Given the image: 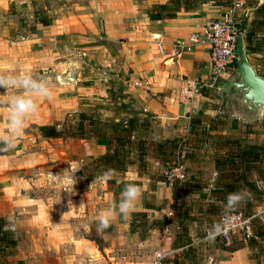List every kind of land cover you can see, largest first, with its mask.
Wrapping results in <instances>:
<instances>
[{"label": "crops", "instance_id": "crops-1", "mask_svg": "<svg viewBox=\"0 0 264 264\" xmlns=\"http://www.w3.org/2000/svg\"><path fill=\"white\" fill-rule=\"evenodd\" d=\"M167 1L0 0V73L28 74L53 87L51 99L33 96L37 111L27 118L16 147L0 151V218L9 221L13 231L15 259L24 264H95L96 255L112 249L99 248L94 239L86 237L90 229L86 211L95 220L102 211L85 207L89 181L74 184L63 177L79 159H95L104 148L93 139H83L76 142L78 152L74 153L67 139L44 138L38 130L75 113L80 102L107 94L103 77L90 76L93 69L85 68L83 75L76 76L72 57L82 56L88 66L98 67L96 72L110 73L115 84L121 83L140 113L158 123L156 132L148 129L156 138L183 137L193 115L222 114L209 108L211 93H218L216 86L232 71L210 82L204 24L218 17L223 8L205 3L191 11H179L172 19L147 18L152 5ZM34 11L46 17L45 26L36 22ZM68 66L74 72L72 85L59 81ZM193 82L199 84L198 93L181 101L179 90ZM17 95L28 93L0 87V131L7 130L9 101ZM218 102L225 110V97ZM128 176L129 183L141 188L140 199L126 218L118 215L105 232H98L102 244L114 232L128 229L132 213L145 212L147 217L155 213L144 208L146 194H155L157 199L171 194L170 185L159 181L151 190L145 173L129 171ZM259 184L263 188L264 183ZM92 186L94 190L97 185L94 182ZM98 187L99 194L107 197L102 185ZM262 201L254 206L255 211L264 209ZM90 225L97 230L96 221ZM132 241L140 247L147 243L135 237ZM157 244L165 250L172 248L170 239H160ZM226 254L216 264H255L246 249ZM152 256H142L143 264Z\"/></svg>", "mask_w": 264, "mask_h": 264}, {"label": "rangeland", "instance_id": "rangeland-1", "mask_svg": "<svg viewBox=\"0 0 264 264\" xmlns=\"http://www.w3.org/2000/svg\"><path fill=\"white\" fill-rule=\"evenodd\" d=\"M238 1L241 3L243 11L247 12V17L242 18L241 21L239 20L237 25V29L240 32L239 35L242 36L243 32H246L250 29L251 21L257 20L255 9L264 0ZM227 2L228 3L225 6H221L223 10H225V8L232 7V0H227ZM236 12L239 13V11ZM260 37V34L257 33L255 38L259 39ZM256 42L257 41H254L252 45H256ZM72 45L76 46V43H73ZM262 50L263 48H260L259 51L255 53V55H253L252 53L249 55L250 63H253V65L255 66L259 65L260 62L264 63V52ZM71 61L74 66L76 76L83 75V73H85V68H89V70L93 69L90 76L95 75L96 79L103 77V84L107 87L106 96L97 100L80 102L77 111L65 117L62 121L59 122V125L56 127L57 130H60L62 132L60 137L58 138L62 140L67 139V144L71 151H73L74 153L76 151L78 152L76 142L79 140H83L70 136V132L74 131V128L76 127V124L78 122L77 114L80 110H85L87 118L91 115H94V118H97L100 123L106 121L124 123L129 118H134V116L136 118L133 138L131 139L130 143L125 145V143L123 142L118 145L117 142H114L111 146H108L110 149H113L114 146H116L117 148L118 146V148H123V150L127 152L125 159L127 164H123L122 170L114 172V177L111 180L104 182L100 179L102 174L105 172V168L97 165V157L86 162H82L79 159L76 164L72 165H77L73 168H70V166L68 165L70 170L68 169L67 174H63L64 179H67L66 175L72 173V171L77 168H80L84 175V179L81 181L75 180L74 182L67 179L68 182L86 183L89 181L87 183L89 186H92L94 182L97 185L94 190L93 186L92 188L90 187L88 190H86L85 207L93 208L94 211H97V209L101 211L109 207L113 203L119 201L121 192L118 193L116 187L119 184L121 185L129 183L127 181L129 178V171H137L138 157L136 156V152L134 150L135 148H137L138 142L140 141L141 143H143V147L145 148L146 152V156L144 159L145 174L149 176L148 183L150 189L151 185H154L155 179L165 178L166 183L170 185V189L171 183L173 181H176L177 183L174 187V194H168L166 199H157L155 194H146L147 197L145 199L144 208L153 209L155 213H152L149 217L146 216L145 212V217H134L130 215V223L128 229L123 231L120 230V232H114V235L111 233L112 237H107L108 240L104 244H102L98 237V231L92 229V225H90L93 224L96 220L92 217V214L87 215L88 212L86 211L85 222L90 226V229L85 232L86 237L94 239L98 243L99 248H112L109 252L104 251L101 256L96 255L98 259H95V264H143L144 261L142 256L145 258L146 256L151 257L156 252L165 250L164 246H162L161 244H157L158 240L163 238L170 239L173 245L176 241L175 237L177 236V234L182 233L183 229H186L185 231H187V233L191 232L192 234L190 238H196L197 241L191 242L190 247L192 249L191 252L188 253V256L186 258H182L180 260V263H178V261L174 259V264H216L219 259L227 256L226 253H230L232 252L231 250L233 248L238 247V244L236 243L229 245H224L220 242H218L217 244H206L200 240L203 230L202 227L205 224L204 222L209 223L216 220L215 218L219 216L220 213L227 211V209L225 208L226 205L222 203L211 202L212 200L208 198L207 195L205 196L203 194L204 191H195L191 187H183L182 183L186 176L188 177L192 174L194 176L201 173L204 174L202 175V177H206L213 171L212 162L209 159V155L213 156L218 150H220V146L222 143H224V140L243 139L244 142L248 143L261 140V132L263 128L260 122L262 120L248 124L242 123V116L238 112L236 106L231 105L227 110H223V104L218 102L217 94L214 90V92L211 93L212 97L209 102V108L215 109V111H222V114H216V116L221 115L223 116V119L217 121L218 119L215 120V118L211 123L206 121L202 125L205 128L207 127L214 129L210 130L207 136H204V143H202L203 145L198 146V150L195 149L196 151H188L187 149L181 148V151L179 153L174 151L175 153L173 154L168 153L167 151H165L164 153L163 151L166 156V162L163 163L160 162L157 158L154 159L153 157H151L152 152H154L153 145L156 143H153L154 141L152 142V140H148L147 138L148 129L156 132L159 128L158 123H156L154 119H149L148 117L140 113L137 107L132 102H130L128 95L123 91L122 86H120L122 84H115L112 80L113 76L110 73L105 72L104 74H100V72H98L99 70L96 72L98 67L88 66L82 56L75 55L74 57H72ZM78 63L80 64V66ZM66 70H64L63 75L65 74ZM96 103H98L99 105H95ZM83 125H86L85 120L83 121ZM244 126H249V128L245 129ZM150 136L152 137V135ZM155 138L156 137L154 136L153 139L155 140ZM84 139H92V137L88 136ZM157 140L159 141V139ZM201 142L202 141H199L197 142V144H200ZM102 148H104V153L105 147L102 146ZM166 149L167 148H165V150ZM189 152H194V154H191ZM185 154H187L189 157H185ZM83 158H86V156H83ZM176 164L182 165L183 168V179L180 181L175 180L174 177H169L170 170L175 167ZM100 184L105 190V192L103 193H109L107 194V197H104V194H99L101 193L100 191H98V185ZM260 190H262V193L259 197V201L256 202L251 200V204L257 205L260 202L263 203L262 198L264 199V186L263 188H260ZM99 196L101 198L98 200ZM159 208H162L163 211H159ZM206 211L212 212L213 215H207ZM252 212H255L254 207L252 208ZM255 220L260 221L257 218ZM4 222V227H9L5 230L11 232L13 237V231L9 226V221L4 219ZM262 223L264 224V221ZM206 227L207 226H205L204 228ZM105 231L106 230H104L103 232ZM132 236L138 240L145 239L147 240V243L144 246L140 247L138 244H136V242L132 241ZM165 242L168 243V241ZM14 247L5 250L0 249V264H16V261L18 260L14 257ZM238 249H246L248 251L247 256L250 259L254 260L255 264H264V247L260 249H247L245 246H243ZM143 252L145 253L141 254ZM177 252L179 254L180 251L177 250Z\"/></svg>", "mask_w": 264, "mask_h": 264}, {"label": "trees", "instance_id": "trees-1", "mask_svg": "<svg viewBox=\"0 0 264 264\" xmlns=\"http://www.w3.org/2000/svg\"><path fill=\"white\" fill-rule=\"evenodd\" d=\"M210 3L215 6H225L228 2L227 0H168L164 4H154L146 12V16L149 20H161V19H172L176 16L179 11H191L198 7L199 5ZM255 15L257 20H253L250 23V29L242 33V42L244 48V55L248 64L254 69L257 76L264 78V63L260 62L259 65H253L249 61V55L252 53L255 55L260 48H263L264 52V1L255 9ZM34 18L36 22L42 26L47 24V19L45 16L41 15L40 12L34 11ZM33 30V28H31ZM256 29V30H255ZM258 30V31H257ZM257 31V32H255ZM260 34V38H255L256 34ZM256 42V45L252 43ZM95 105H99L96 103ZM144 116L150 118L148 115ZM94 115L86 117L85 110H80L77 114V124L74 131L70 132V136L79 139H84L91 136L92 139L98 144L105 147V152L96 158V163L98 166L114 170V172L122 170L123 164H127L126 151L123 148L110 149L114 142L117 144L130 143L133 138L134 126L136 123V118H129L124 123L123 122H102ZM216 118V119H215ZM213 119L220 121L223 119L221 115H215L214 117H208L204 115H193L188 122V130L186 135L181 138L172 139H153L151 131H147L148 140H152L154 144L151 157L157 158L160 162H166L165 151L168 153H179L181 148L187 149L188 151L198 150L199 145H203L204 136H207L210 130L214 128H205L202 126L206 121L211 123ZM86 121V125H83V121ZM262 125V139L254 142H244L243 139H227L221 144V149L218 150L213 156L209 155V159L212 162L213 171L209 173L206 177H202L199 173L198 175L186 176L183 180V187H191L195 191H204L203 194L208 196L214 203H222L226 205V197L229 193H234L237 191H246L248 197L244 202L236 209L235 212H241L244 215H249L252 213V208L255 206L250 203V201H259L262 190L258 188L257 183L264 182V117L260 122ZM59 122H54L48 126L39 127V132L44 138H58L61 135V131L57 130ZM90 127V128H89ZM245 129L249 126H244ZM204 137V138H203ZM200 138V139H199ZM159 139V141L157 140ZM202 141L200 144L197 142ZM165 148H167L165 150ZM120 149V150H119ZM196 149V150H195ZM136 156L138 157L137 174L145 173V148L143 143L138 142L137 148L134 150ZM164 151V153H163ZM175 151V152H174ZM163 153V154H162ZM194 154V152H189ZM170 154V155H171ZM185 157H189L187 154ZM215 174L212 180V174ZM151 179V178H150ZM155 181L166 183V179H155ZM176 181L171 183V194H174V187L176 186ZM125 184L117 185V191L120 193ZM151 189H154V185H151ZM173 197V195H172ZM174 199V198H173ZM227 212V211H226ZM224 213V212H222ZM220 213V214H222ZM207 215H213L212 212L206 211ZM131 216H144V212H135ZM218 217V216H217ZM216 217V218H217ZM215 218V219H216ZM215 221V220H214ZM214 221L204 222L205 226L212 225ZM261 221H252L251 235L248 237L245 243L241 241H233L231 244H238V247L233 248L231 251L237 250L240 247L245 246L247 249H260L264 247V224ZM5 225L4 219L0 218V249L5 250L8 248H13L15 246V240L12 237L11 232L5 230L3 227ZM186 229H183L182 233L177 234L175 237V242L172 248L177 249L179 252L176 253L174 258L170 261L174 264V259L180 263L182 258H186L188 253L191 252L190 244L192 242L190 236L188 235ZM203 231V230H202ZM218 242H213L209 244H217ZM244 244V245H243ZM264 257V256H263ZM16 264H24L22 261H16Z\"/></svg>", "mask_w": 264, "mask_h": 264}, {"label": "clouds", "instance_id": "clouds-1", "mask_svg": "<svg viewBox=\"0 0 264 264\" xmlns=\"http://www.w3.org/2000/svg\"><path fill=\"white\" fill-rule=\"evenodd\" d=\"M0 87L5 88L6 91L9 88L23 89L28 93V95L13 96L9 101L7 130L0 131V145H3L0 151H9L14 149L17 141L22 138L26 120L29 115L37 111V104L34 102L33 96L51 99L53 97V87L43 81L33 79L31 75L28 74L4 75L2 73H0ZM76 170L77 169H74L72 173ZM65 172L67 173L68 170ZM114 174V170L108 169L102 174L100 179L107 182L114 177ZM70 179L74 181L71 177ZM140 196L141 188L137 184L126 183L121 191L119 201L103 209L97 215V231L103 232L109 228L118 215L126 218L135 208L136 202L140 199ZM247 197L248 193L246 191H237L228 194L225 206L227 213L225 214L224 212L221 221L213 224L207 231L206 240L214 241L217 236L226 235L228 232L234 231L238 227L239 217L231 213L235 212ZM164 258L165 254L157 253L156 264H160V261Z\"/></svg>", "mask_w": 264, "mask_h": 264}, {"label": "built area", "instance_id": "built-area-1", "mask_svg": "<svg viewBox=\"0 0 264 264\" xmlns=\"http://www.w3.org/2000/svg\"><path fill=\"white\" fill-rule=\"evenodd\" d=\"M236 11H239L237 13ZM247 17V12L243 11L242 5L238 0H232V7L225 8L216 18L206 21L204 28L206 31V40L208 44L209 53V67H210V82L213 84L217 79L234 69L235 64V41L236 37L240 36L237 29L239 20ZM178 47H175V49ZM181 49V48H179ZM199 84L193 82L190 85L179 90L180 100L189 101L198 93ZM169 177H174L175 180L183 179L182 165L176 164L169 172ZM259 188V183H257ZM227 212H225L226 214ZM223 214V213H222ZM220 214L213 224L218 223L222 219ZM239 217L238 227L234 231L228 232L226 235L217 236L214 241L206 240L207 231L213 226L209 225L202 231L201 241L209 244L213 242H220L224 245H229L233 241L246 242L251 235L252 221L256 218L264 221V209L252 212L249 215H244L241 212L231 213ZM157 253L165 254V258L160 261V264H171L170 261L177 253L176 249L168 248L161 252H156L147 264H156Z\"/></svg>", "mask_w": 264, "mask_h": 264}, {"label": "water", "instance_id": "water-1", "mask_svg": "<svg viewBox=\"0 0 264 264\" xmlns=\"http://www.w3.org/2000/svg\"><path fill=\"white\" fill-rule=\"evenodd\" d=\"M234 53V69L221 84L216 86L217 96L220 100L225 97L226 110L231 105L236 106L242 116V123L261 121L264 114V78L257 76L246 61L241 36L236 37ZM73 73L72 67L68 66L59 81L63 84H73ZM70 177L74 181L84 179L80 168H77L74 173L66 175L69 180H71ZM8 228L4 227V229Z\"/></svg>", "mask_w": 264, "mask_h": 264}]
</instances>
